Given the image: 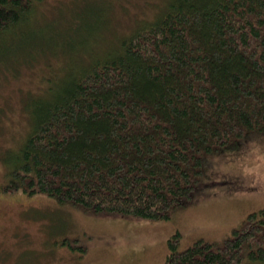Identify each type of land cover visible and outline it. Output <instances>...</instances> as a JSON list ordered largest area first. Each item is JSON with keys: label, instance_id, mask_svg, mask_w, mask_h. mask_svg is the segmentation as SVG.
Instances as JSON below:
<instances>
[{"label": "trees", "instance_id": "trees-1", "mask_svg": "<svg viewBox=\"0 0 264 264\" xmlns=\"http://www.w3.org/2000/svg\"><path fill=\"white\" fill-rule=\"evenodd\" d=\"M167 1L102 44L118 11H99L90 37L72 46L44 43V33L59 35L42 28V0H0L1 65L48 47L65 55L68 73L28 105L29 133L6 162L0 195L167 220L192 201L205 154L264 136V0ZM180 238L168 240L164 264H264V209L219 243L178 250Z\"/></svg>", "mask_w": 264, "mask_h": 264}, {"label": "rangeland", "instance_id": "rangeland-1", "mask_svg": "<svg viewBox=\"0 0 264 264\" xmlns=\"http://www.w3.org/2000/svg\"><path fill=\"white\" fill-rule=\"evenodd\" d=\"M159 1L42 0L37 12L45 16L42 28L57 27L59 35L44 33L50 39L45 44L73 46L90 37L86 32L98 24L99 11L114 6L118 12L102 32V44L129 33L140 19L157 16ZM41 48L32 59L14 55L3 66L0 60V186L7 160L29 133L28 105L59 88L68 75L65 55ZM203 160L206 168L192 201L162 221L85 213L44 194L0 195V264H164L176 233L178 250L198 240L221 242L250 213L264 209V136L254 134Z\"/></svg>", "mask_w": 264, "mask_h": 264}]
</instances>
